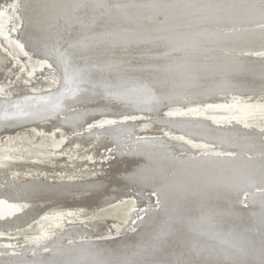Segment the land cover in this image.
<instances>
[{"label":"bare ground","instance_id":"obj_1","mask_svg":"<svg viewBox=\"0 0 264 264\" xmlns=\"http://www.w3.org/2000/svg\"><path fill=\"white\" fill-rule=\"evenodd\" d=\"M183 1L0 0V12L11 17L7 36L10 34L27 55L42 61L34 69V77H30L22 71L21 58L0 47V137L9 134L21 139L0 144V264H264V218L259 217L264 216V193L256 196L255 206L239 213H247L252 219L259 217L254 222L259 226L248 228L252 236L235 238L217 220L207 216L210 208L213 211L217 208V212L220 208L229 210L232 200L218 199L222 207H213L209 201L206 206L195 196V189L180 185L185 169L171 179L165 178L167 186H160L159 174L153 170L157 163L149 161L154 157L149 155L153 152L146 154L139 150L129 154L121 149L125 141L136 142L137 135L143 140L146 134L151 136L156 130L168 127L166 118L171 117L173 129L185 134L199 132V136L210 134L208 142L209 138L215 140L213 135L235 132L243 136L237 138L235 134L229 143L235 140L241 143L249 139L245 134L253 133L255 137L249 142H255V148L249 146L248 154L243 152L234 163L229 161L222 167L231 172L235 170V176L244 172L235 163L239 158L244 164L264 167L263 153L257 155L264 149L254 154L256 145L264 142L256 134L264 135V98L200 100L180 110L145 106L137 109L138 114L126 112L94 126L88 124L98 114L72 109L77 104H87L97 97L104 99L114 93L142 100L158 99L168 85H181V78L196 84L194 93L204 94L226 83L241 85V88L263 86L264 77L258 73L264 71L261 67L264 66V0H186L182 4ZM171 18L183 22L166 28L165 31H170L166 37H157L162 35L163 28L153 35L145 32L149 23H167ZM116 29L129 33V41L107 43L109 40L103 32ZM255 50L262 53L255 54ZM157 54L160 57L154 59ZM147 62L155 64L150 67ZM176 66L188 68L173 73ZM170 113L177 115L169 116ZM22 126L36 129L38 140L49 134L56 140L55 144L41 148L44 145L36 141L38 145L32 148L25 142L28 139L19 135ZM188 143L193 145L192 139ZM119 144L110 150L113 154L106 153L109 147ZM167 144L182 150L183 144L179 142L171 144L167 140ZM177 159L171 160V164ZM245 174L246 179L252 176ZM125 183L142 188L156 185L162 205H149L151 189L147 192L139 189L144 191L142 202L130 205L132 209L128 211L131 219L141 213L134 229H122L113 239H94L90 230L99 229L102 221L99 218L89 221L86 215L123 194ZM141 206L145 208L140 211ZM47 209L51 211L46 212ZM203 211L207 214L203 219L209 222L201 224L200 220L190 224ZM33 220L38 227L37 232L31 233L35 236L25 232V239L22 235L19 237L20 230ZM216 229L223 230L219 236L218 232L214 233ZM26 241L38 247L32 244L26 249L19 245Z\"/></svg>","mask_w":264,"mask_h":264},{"label":"rangeland","instance_id":"obj_2","mask_svg":"<svg viewBox=\"0 0 264 264\" xmlns=\"http://www.w3.org/2000/svg\"><path fill=\"white\" fill-rule=\"evenodd\" d=\"M185 1H183L182 4H184ZM197 1H199V0H197ZM165 10H168V9H165ZM3 18H4V20H3ZM10 19H11V17L9 16V14L0 12V47L1 48H5V50H7V51L9 50V52H10L11 55H13V56H16L17 55L18 57H20L21 60H22V69L24 68L22 70L24 72V74H26L27 76H30V77H34V69L40 67L42 61H38V59H36L35 57H33V56L31 57V56L27 55L24 52L25 50L23 49V47L20 46V44L18 42L16 43L15 42V39L12 38V37H10V34H9V36H7V32H8V29H9V24L11 22ZM9 20H10V22H9ZM182 22L183 21L181 19H179V18H171V20L167 21V23H160V22H154L152 24L149 23L148 27L145 29V32L151 34V33L155 32L157 29L163 28L164 30L161 29V34L162 35L161 36H157V37H166L167 36V33L170 32V31H165V30H167L166 28L172 27L174 25L181 24ZM5 25H6V27H5ZM121 33H122V35H121ZM103 34H104V36L106 35L105 38H108L107 41L109 40L107 43H112V42L113 43H118V42L121 43V42H125L126 40L129 41V39H130L129 33H126V32H124L122 30H117V29L116 30H108V31H105V32H103ZM156 34H158V33H156ZM109 35H110V37H109ZM151 35H153V34H151ZM113 37H114V40H113ZM157 37H154V38H157ZM115 38H117V39H115ZM123 40H125V41H123ZM11 41H12V43H11ZM260 53H262V51H260V50H257L255 52V54H260ZM157 57H160V55H158V54L155 55L154 56V59L157 58ZM18 63L20 64V62H18ZM153 63L152 62L151 63H148L147 62V65L150 66V67H152L153 66ZM160 64L162 65V63H160ZM186 66H187V64H186ZM186 66H182V67H180V69H178L179 66L173 67V69H176V71H173V73H176L177 71H180V70L182 71V69L183 70H186V68H188ZM261 67L264 68V66H261ZM263 72H264L263 70H259V73L258 74L261 75L260 77H262V76L264 77V73ZM180 74L183 75V73H180ZM181 80L182 81H180V83H182V84L178 86V87H180V89L177 86L174 87L173 85L172 86H169L168 85V88L166 87V89L159 95L160 98H158V99H156V98H150V99H144V100H142L140 98L141 99L140 100V99H137L134 96L128 98L127 96H123L124 94L114 93L112 95H109V94L106 95L104 99H102L101 97H97V99H95V101H91V102L88 101L87 104H77V105L74 106V108L72 107V109L73 110L78 109V111L79 110H83L84 111V109H85L86 111H84V113L87 112L90 115L98 114L99 117L97 116L98 118L93 119L91 121V123L88 124V126H92V125L94 126V125H100L103 121H104V123L105 122H109V121H111V120H109V118L116 117L117 115L118 116L119 115H124L126 112H127L126 114H131V112H132L133 115H135V113L138 114L139 111L137 109H143V108H145V106L148 107V108H151L154 105H160V106H162L164 108H167V110H169L171 108H172V110H173V108H175L176 110H180V109H182V107H185L187 105L188 106H193V105H195L196 102H198L200 100L213 101L215 99L214 101H217V100H228L229 101V100H237V99H240V100H243V99L244 100H248V99H252V98L253 99L254 98H256V99H258V98H264V85L263 86H260V87L250 86L251 88L249 86H244V87L241 88V85H237V84H232V85H228L227 83L226 84H222V85L219 84V85L215 86V88L211 92H207L206 94H204V92H202V91L195 92V93H194V91H192V89H194L196 87V84L194 82H190L188 79L183 80V78H181ZM54 85H55V83H54ZM238 86H239V88H238ZM230 87H231V89H229ZM222 89L224 90V93H223V90ZM233 90H235V91H233ZM239 91H240V93H239ZM241 93H243V94H241ZM232 94L233 95H236L237 98H233L232 99L231 98L233 96ZM179 101H181L182 103L179 102ZM191 102H193V103L195 102V103L194 104L193 103L191 104ZM169 103H172V104L170 105ZM99 104H101V106H99ZM107 104H109V105L107 106ZM180 104H181V106H180ZM182 104H184V106ZM121 106L122 107L124 106V108L122 109ZM88 108H89V110H88ZM99 111L101 112L102 115L99 114ZM110 114H112V115H110ZM174 115H177V113H174V114L173 113H170L169 114V116H174ZM100 118H101V120H100ZM97 119H98V121H97ZM166 119L169 120V125L167 124L168 127H164L163 129H159V132H158V130H156V132L154 134H151V136H149V133L146 134L145 137H147V138H143V140H141L142 137H138V135H137V137H136L137 140L135 139L136 142H134V140L125 141L126 142L125 145H123L122 148H121L122 151L124 153H129V154L130 153H133L135 151H139V150L142 151V152H144V153L147 152L146 154H149V153L153 152L152 153L153 155L152 154H149V155L152 156V157L154 156V157L151 158L152 160L150 159L149 161H154V162L157 163L156 168H154L153 170H154L155 174H157V173L159 174V177H160L159 178L160 179L159 180L160 181V184L159 185L160 186H163V187L167 186L168 183H165L167 179H171V177H173L174 175L180 174V173H177V172H180L181 169H185V170H187V172L183 176V179H182L183 181L181 182L180 185L183 186V188L185 186H189V189H195V190H193L196 193L195 196L198 197L199 199H201V201H203L204 204L209 201V203H210L209 205L213 204V205H211L213 207H217V206L218 207H222V204H220V203L218 204V202H217L218 199H223L222 201H228V200L231 201L232 200L230 202V205H229L230 207H228L229 210L220 208L221 211L219 210V212H217L216 211L217 208L214 211H213V208H210V210L208 209L209 210V213H207L208 215L206 213H204L205 211H203L202 212V215L199 216L200 219L199 218H196L195 221L190 222V224L191 223L193 224V223L199 222L200 220H201V222H200L201 224L203 222H209V221L203 219L204 215H207L209 217V219H215V220H217L218 223L221 224V226H222L223 229L228 230V232L231 234L232 237L237 238L238 236H241V235L252 236V234H249L250 232H249L248 228L250 226H256V227H258L259 224H256L254 222L255 221H258V219H260L259 217L264 218V216H259V217H257V219H255V218L252 219V217L246 215L247 213L245 214L246 216L244 215V213H243V215L242 214H239V213H240V211L242 209L244 210V208H247V207L248 208H250V207L252 208L253 206H255L256 203H254V201L256 202V196L259 197L258 196L259 194H263L264 193V176H263L264 175V167H261L260 166V168H258V166H256V164L255 165L254 164L252 165V164H248V163H245V164H248V165H245L244 162H243V160L241 158H239L237 160L238 162L235 161V163L236 164H239V166H241V169L244 172H247V174H245L244 172H243V174H245V176L250 175V174L252 175V176H250L247 179L240 172H239V174H237V176H235V170H233V172H231L230 170H227V168H223V167L227 166V164L229 163V161H231V163H234L232 161L233 160H236L235 159L236 157L238 158L240 155H243V152H246V154H248V151H249L248 149H251V147H249V146H253V148H255L254 145L256 143L254 141H253L254 143L249 142L250 140H253L252 139L253 137H255L253 135V133L245 134V138L247 136H249L248 141H246L247 143L245 141H243V142L240 143V142H237V140H235L236 143L235 142L234 143L233 142H230L231 143L230 144L229 143V138H235V134H236L237 138H241V136H243V134L239 135L238 133H235V132L225 133L224 135L227 136V138H225L224 135L221 136V134L220 135H213L212 137H214L215 140H213V138L212 139L209 138L210 139V142H208L209 140H207V138L209 136H211L210 134H202V135H200L202 137L201 138L199 136V132H197V134H193L192 132H190V133L187 132V134H185V132H183L182 130L181 131L180 130L176 131L175 129H173L170 126V124L172 122L171 121L172 118L171 117L170 118L167 117ZM167 120H166V122H167ZM99 122H101V123H99ZM26 127H28V128H26ZM21 128L18 131L19 132V135L20 136L22 135L24 138H27L28 140L25 141V142L28 143L32 148H34L36 145H38L37 142H41L40 145H42V144L44 145L43 147L40 146L41 148H44L46 146L53 145V143L55 144V141L56 140L52 139L49 136V134H47L48 136L45 135V134L42 135L43 138H41V139L38 140L35 137L36 136V133H35L36 132V129L34 130V128H31V126H22ZM191 134H193V136H191ZM256 134H258L257 135V138H262V140L264 139V135H260V133H256ZM169 135H170V137H169ZM229 135H230V137H229ZM14 136L15 135H9L8 134V135H5V137H4V134L1 135V137H0V144L7 143L9 140L14 139V138H15V140L18 139V138H16V136L15 137ZM203 136H206V137L203 138ZM162 137H163L164 140L161 139ZM221 137L223 138V140H221ZM217 138H219V140H217ZM189 139H192V141H193L192 144L193 145H191L190 143H188L189 142ZM20 140L21 139H18L16 141L17 142H20ZM167 140H169V142H171V144H173V142H179V144H183V146H185V148H187V149L183 148V146H181L182 147V150H181V148H179V150H177V148H175V146H173V148H171V146H169V144H167ZM227 141H228V143H227ZM154 142H155V144H152ZM137 143H139V144H137ZM246 144H247L246 147L243 146V145H246ZM263 144H264V142H263ZM263 144H260V146L259 145H256L258 149H254V150H256V153H254L255 155L257 154V152L259 150L264 149V145ZM158 145H160V146L158 147ZM119 146H120V144L118 146L117 145L116 146L114 145L113 147H109L107 149L106 153L109 154V155L110 154H113L112 151L115 150ZM239 146H241L242 148H239ZM203 147H205V148H203ZM234 147H236V148H234ZM132 148H135V149H132ZM209 148L210 149L212 148L211 151L213 150V152H211ZM232 148H234V149H232ZM111 149H112V151H110ZM165 149H167L168 151L165 150ZM157 150H159V151L156 152ZM234 150H236V153H233ZM102 151H103V149L101 150V152ZM108 151H110V153ZM226 151H229V152H226ZM155 152H156V154H154ZM207 152H211V154L209 155V154H207ZM214 153L215 154L217 153L215 155L216 157L213 156ZM226 153L227 154H231V156H227ZM195 154H197V156H195ZM203 154H205V156H203ZM219 154H221V156H219ZM261 154L264 156V151L260 152L257 155L262 156ZM237 155H239V156H237ZM167 156H171V158H167ZM219 158H220V160H219ZM176 159H177V162H175V164H171V160H176ZM197 160H203V162H197ZM240 160H242V161L240 162ZM157 161H159V162H157ZM195 162H197L198 164H195ZM255 163H259V162H255ZM214 165H216V166H214ZM187 168H189V170ZM258 171L261 172L259 174V176H258ZM229 174H230V176H229ZM261 175H262V177H261ZM165 178H167V179H165ZM237 178H240V179L237 180ZM199 180H200V182H199ZM128 184L127 183L123 184V186H125V188L123 190V194H121L118 198H116L118 200L115 199L116 201L114 200V201H111V202H109V203H107L105 205H102V208H101V206H98V207L94 208L95 211L93 209L92 211L89 212V214L86 215V218L85 219H88L89 221H93L94 219H97V218L101 219V221H102V224H101V226H100L99 229L90 230V232L92 233V235H94V237H95V238L93 237L94 239H102V238H104V239H108V238L111 239L112 238L113 239L114 237L116 238V236H118V232L122 231V229H125L127 227H129L130 230L131 229H134L133 228L135 226L134 224H136V222L139 220V217H140V214L141 213L131 219L130 218V215L128 214V211L131 210L132 207L134 205H136L137 203L140 204L142 202V200H141L142 199L141 194H142V192H144L143 190H145L147 192V191H149L151 189L149 192H151L150 194L152 195V198H151L152 199V202L150 201L149 203H151V204H149V205H156L158 203L161 204L160 189L156 185L153 184V185L146 186L147 188H142L140 185L138 186V185H132V184L131 185L130 184L128 185ZM224 185L226 186L225 188L222 187ZM222 188H224V189H222ZM255 188H257V190H255ZM259 188H261V192H259ZM139 189H143V190H141L139 192ZM213 190H216L217 192L214 193ZM189 191H191V190H187V192H189ZM199 192H201V194ZM223 192H224V194H223ZM243 192H245V194H243ZM231 194H234V195H231ZM208 196H210V197H208ZM125 197H126V199H125ZM207 199H210V200H207ZM214 201H216V202H214ZM132 202H134V203L133 204H130ZM250 202H251V204H250ZM232 203H233V206H232ZM247 203H248V205H247ZM119 205H120V207H119ZM205 205L207 206V204H205ZM249 205H251V206H249ZM128 206H130V207H128ZM147 206H148V204H147ZM224 207H226V206H224ZM144 208H145L144 206H141L139 208V210L141 211ZM235 208H236V210H235ZM232 210H234V211L232 212ZM47 211H51V209H47L46 212ZM227 211L229 212V214H228ZM220 212L222 213V216H221ZM234 212L236 214H234ZM212 213H215V214H212ZM226 215H227V217H226ZM239 215H240V217H238ZM215 217H217V218H215ZM245 217H247L248 219H246ZM218 218H219V220H218ZM228 220H230V221H228ZM35 222H36V220H33L30 224H28L27 226H25L24 229L20 230V232L18 233V236L20 235L19 237H21V235H22V237H24V239H25V236L24 235L28 234L30 236L32 232H37L38 231V229H37L38 227L36 226L37 224H35ZM83 227L84 228H88V230H89V227H87L86 225H83ZM25 228H26V230H25ZM182 229H185V228H182ZM201 229L203 230V228H201ZM217 229H216V231L214 233L216 234V232H218L216 235L219 236V232H221L223 230H217ZM103 231H105V232H103ZM15 232L16 231H12V233H15ZM25 232H27V233L24 234ZM99 234H101V235H99ZM95 235H97V236H95ZM202 235L204 236L205 234H202ZM221 235H223V234H221ZM227 235L228 234H226L225 236L228 237ZM31 236L34 237L35 234H34V236L33 235H31ZM48 238H50V237H48ZM88 238L91 239L90 237H87V239ZM243 238L244 237H242V239ZM44 239H47V238H44ZM243 240H250V239H247L246 238V239H243ZM21 243L22 244L19 243V245H21L22 247H26V249L30 248V246L32 244L35 245L34 243H30L29 241L21 242ZM26 244L28 246H26ZM202 244H204V243H202ZM37 247H38V245H35V248H37ZM45 250H47V249H44L42 251H45Z\"/></svg>","mask_w":264,"mask_h":264}]
</instances>
